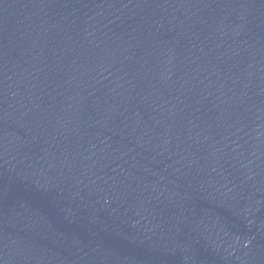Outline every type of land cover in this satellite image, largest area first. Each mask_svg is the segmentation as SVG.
Returning <instances> with one entry per match:
<instances>
[{"label":"water","instance_id":"obj_1","mask_svg":"<svg viewBox=\"0 0 264 264\" xmlns=\"http://www.w3.org/2000/svg\"><path fill=\"white\" fill-rule=\"evenodd\" d=\"M0 264H264V0H0Z\"/></svg>","mask_w":264,"mask_h":264}]
</instances>
